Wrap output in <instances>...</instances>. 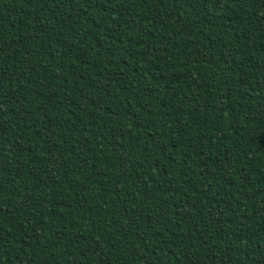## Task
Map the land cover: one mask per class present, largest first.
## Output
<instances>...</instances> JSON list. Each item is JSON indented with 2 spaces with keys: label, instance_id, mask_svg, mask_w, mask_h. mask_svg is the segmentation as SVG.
<instances>
[{
  "label": "trees",
  "instance_id": "1",
  "mask_svg": "<svg viewBox=\"0 0 264 264\" xmlns=\"http://www.w3.org/2000/svg\"><path fill=\"white\" fill-rule=\"evenodd\" d=\"M0 264H264V0H0Z\"/></svg>",
  "mask_w": 264,
  "mask_h": 264
}]
</instances>
